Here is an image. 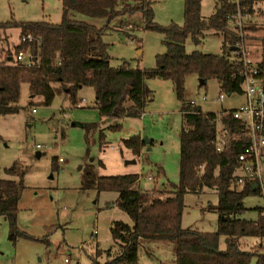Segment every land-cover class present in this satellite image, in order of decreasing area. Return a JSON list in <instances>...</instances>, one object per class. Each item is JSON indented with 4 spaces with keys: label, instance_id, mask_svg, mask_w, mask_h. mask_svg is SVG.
I'll return each instance as SVG.
<instances>
[{
    "label": "trees",
    "instance_id": "1",
    "mask_svg": "<svg viewBox=\"0 0 264 264\" xmlns=\"http://www.w3.org/2000/svg\"><path fill=\"white\" fill-rule=\"evenodd\" d=\"M264 0H215L212 13L207 19L200 14L201 0H183V22L160 25L154 21L151 0H61V19L58 23L47 20L0 22V28L19 29V42L4 51L0 59V114L15 113L20 96V86L27 83L31 96L39 95L45 105L51 104L57 82L72 103L82 86L94 91L95 106L100 115L109 118L140 116L151 90L145 79L170 80L176 97L181 101L182 126L179 131L178 181L171 183L170 190L143 191L135 187L139 176L134 173L121 175H97L88 165L82 175L83 188L97 191H116V205L124 211L131 224L114 220L109 226L112 245L101 250L98 246L89 254L91 264H138V246L141 238L168 239L175 244L172 264H264V247L244 250L241 238L257 237L264 240V207L257 209L254 219L241 217L243 199L259 195L249 182H235L237 157L249 143L239 121L230 111L221 113L203 112L200 107L183 100L185 79L194 74L202 85L214 79L222 93H242L239 71L240 62L231 61L230 53L240 32L232 22L239 9L254 15L256 4ZM78 12L91 18H103L101 27L76 20L70 13ZM138 15L141 29L162 33L165 51L155 56L151 68L131 67L128 62L113 66L107 52L108 43L103 35L111 28V21L119 19L113 29L135 38L136 25L127 22V16ZM251 20V19H250ZM248 22V23H247ZM212 29L222 36L219 54L200 51H185V40L190 36L194 44L201 42L204 30ZM254 24L246 20L242 39ZM31 35V41L21 38ZM36 39H39L37 42ZM261 44L264 46V36ZM18 52L29 54L31 65L17 62ZM34 59V60H33ZM257 66L264 78V50ZM221 126L230 134L228 144L222 150L216 148V137ZM88 131L89 126H85ZM118 129L119 125H110ZM123 145L134 156H139L144 142L137 134L122 139ZM105 144L104 134L99 132V147ZM100 165H103L99 161ZM51 167L56 168V158ZM26 169L18 162L4 167L8 176L0 177V216H4L11 231L16 230L18 201L24 189ZM13 177V178H9ZM214 190L215 204L207 208L216 212L217 228L214 232L181 227L184 195L187 192L202 193ZM224 237V248L220 237ZM104 253L105 259H97ZM254 259V261H253Z\"/></svg>",
    "mask_w": 264,
    "mask_h": 264
},
{
    "label": "rangeland",
    "instance_id": "2",
    "mask_svg": "<svg viewBox=\"0 0 264 264\" xmlns=\"http://www.w3.org/2000/svg\"><path fill=\"white\" fill-rule=\"evenodd\" d=\"M154 21L160 25L170 22L182 24L183 0H151ZM215 0H201L200 14L207 19L213 11ZM250 23L255 30L248 31L244 39L250 58L260 59L264 46V2L256 4ZM70 17L101 27L103 18H91L72 11ZM47 20L58 23L61 19V0H0V22ZM127 22L136 25L135 38L113 29L119 19L111 21V28L103 35L108 43L110 64L123 61L131 67L151 68L155 56L165 51L163 35L159 31L142 30L138 15L127 16ZM248 23V22H247ZM19 29L0 28V59L4 51L19 42ZM222 36L204 30L201 42L194 44L187 36L185 51L219 54ZM151 96L146 100L140 116L109 118L99 114L90 86H82L72 103L57 82L51 83L55 96L49 105L39 95L31 96L27 83L20 86L19 107L15 113L0 114V177H8L4 167L18 162L26 169L24 189L18 201L16 230L11 231L8 220L0 216V264H91L89 254L98 246L105 250L112 245L109 226L114 220L131 224L128 215L116 205V191H97L83 188L82 175L92 165L97 175L138 174L135 187L143 191L170 190L178 181L179 131L182 126L181 101L176 97L170 80L145 79ZM217 82L209 79L205 84L190 74L184 83L183 100L194 99L203 112L218 113L238 107L244 102V93H223L222 103ZM205 96L204 102L200 101ZM81 99H84L82 102ZM35 108V111H32ZM119 125L110 129V125ZM85 126H89L86 131ZM105 144L99 147V132ZM139 135L150 141L144 143L140 155L134 156L122 139ZM39 144V147H36ZM56 158L57 167H51ZM60 158V160H59ZM135 159V162H129ZM99 161L103 165L99 164ZM264 175V167H263ZM13 178V177H9ZM214 190L202 193L187 192L181 227L214 232L217 213L208 209L215 204ZM244 210L240 216L254 219L257 209L264 206L259 195L243 199ZM244 250H257L264 240L245 236L241 239ZM224 248V237H220ZM175 256L173 241L162 238H141L138 246V264H172ZM105 259L104 253L97 257ZM254 261V259H253Z\"/></svg>",
    "mask_w": 264,
    "mask_h": 264
},
{
    "label": "built area",
    "instance_id": "3",
    "mask_svg": "<svg viewBox=\"0 0 264 264\" xmlns=\"http://www.w3.org/2000/svg\"><path fill=\"white\" fill-rule=\"evenodd\" d=\"M251 17L252 15L242 13L238 9L232 19L240 32L241 38L234 44L229 59L241 63L242 68L239 75L242 78L241 84L245 100L241 105L229 111L239 121L242 132L249 139V143L237 157L238 166L235 171V182L238 184L256 182L255 189L258 190L259 196L264 202V78L261 77V71L257 66L259 60L253 61L250 58L245 41L242 39V28L246 20L251 19ZM21 40L31 41L32 36L28 34L23 36ZM36 40L39 42V39ZM14 59L24 65H31L32 63L29 54L24 52H18ZM223 99L224 94L220 92L217 101L222 103ZM205 100L206 97L201 96L200 101L204 102ZM81 101L83 102L84 99H81ZM187 103L199 108L198 102L194 99L188 100ZM76 105L81 106V103L77 102ZM32 111H35V108H32ZM229 137L228 129L221 126L220 133L216 137L217 150L224 149L228 144ZM39 146V144H36V147ZM64 264H69L68 259H64Z\"/></svg>",
    "mask_w": 264,
    "mask_h": 264
},
{
    "label": "water",
    "instance_id": "4",
    "mask_svg": "<svg viewBox=\"0 0 264 264\" xmlns=\"http://www.w3.org/2000/svg\"><path fill=\"white\" fill-rule=\"evenodd\" d=\"M240 80L242 81V78H240ZM199 83L202 84V80H201V79H199ZM141 140H142L144 143H147V142L150 141L149 139H147V138H145V137H144V138H141ZM129 162H135V159H132V160H130ZM250 185H251V189L254 190V189L256 188L257 183H256V182H252Z\"/></svg>",
    "mask_w": 264,
    "mask_h": 264
},
{
    "label": "crops",
    "instance_id": "5",
    "mask_svg": "<svg viewBox=\"0 0 264 264\" xmlns=\"http://www.w3.org/2000/svg\"><path fill=\"white\" fill-rule=\"evenodd\" d=\"M244 100H245V99H244ZM240 105H241V104H240ZM224 110H225L224 108H221V111H219V112H222V111H224ZM219 112H218V113H219Z\"/></svg>",
    "mask_w": 264,
    "mask_h": 264
}]
</instances>
